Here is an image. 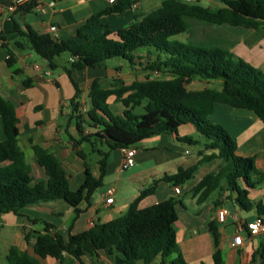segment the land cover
Instances as JSON below:
<instances>
[{"label":"trees","instance_id":"obj_1","mask_svg":"<svg viewBox=\"0 0 264 264\" xmlns=\"http://www.w3.org/2000/svg\"><path fill=\"white\" fill-rule=\"evenodd\" d=\"M218 9H210L198 2L162 0L160 4L141 18H134L129 24L116 31L106 30L99 36L87 31L102 15L122 12L133 0H116L106 8L92 14L78 29L76 39H58L49 33H41L29 25L19 32L14 42L16 49L25 47L34 50L55 70L60 65L57 57L67 52L71 60L62 68L70 76L75 88L70 98L73 111H78L77 98L80 89L71 78L72 70H81L103 64L104 61L120 57L131 64H143L144 69L156 72L157 76H146L128 85L101 88L97 80L91 83L88 96L91 106L86 111L88 118L99 125L114 129L131 138V144L161 134H177L179 125L191 123L201 140L193 136L180 139L188 144H200V159L194 165L165 175L160 180L173 186L189 181L203 163L220 159L217 170L207 173L194 186L196 203L205 201L210 194L223 187L237 193L236 201L243 210H249L253 203L248 198V189L264 180V168L256 169L253 157L236 154V141L220 124L209 119L214 103L220 102L235 108L253 111L264 122V74L233 52L218 47L184 43L172 39L174 35L188 32L184 17H195L213 24H229L251 28L264 36V0H219ZM34 1L19 4L15 12H28ZM139 52L137 54L136 52ZM143 60V61H142ZM7 65L12 73L13 53L8 51ZM219 80V87L188 89L190 79ZM24 85L28 81H23ZM113 95L123 106L122 115L114 113L107 98ZM135 107L142 112L133 113ZM80 115H76L79 118ZM0 119L4 139L0 141V214L14 213L38 202L63 200L79 212L78 204L88 199L92 192L102 185L105 174L104 160L100 159L101 173L94 177L85 165V178L81 185L72 189L69 177L58 157L49 149L31 142L36 164L42 168L46 178L36 180L31 173L30 163L18 143L19 120L13 103L0 94ZM126 146L115 141L112 147ZM210 151L203 153V151ZM81 156V153L78 152ZM158 180L140 191L128 211L107 222L96 223L88 230L75 234L50 231L45 224L44 233L25 231L24 240L39 257L62 259L65 255L79 258L93 255L98 250L108 254L116 264H134L142 261L150 264L156 257L159 264L176 249L175 222L178 200L169 197L147 207H138V201L153 193ZM257 213L264 215V205L257 203ZM36 222V220H33ZM245 225V224H244ZM213 239L212 264H223L219 248V231L216 221L207 223ZM33 239V241H31ZM264 264V238L254 252ZM7 264H39L38 259L26 251L11 245L6 254ZM172 264H188L178 256Z\"/></svg>","mask_w":264,"mask_h":264},{"label":"crops","instance_id":"obj_2","mask_svg":"<svg viewBox=\"0 0 264 264\" xmlns=\"http://www.w3.org/2000/svg\"><path fill=\"white\" fill-rule=\"evenodd\" d=\"M16 0H0L3 13L0 14V94L10 100L16 111L19 123L18 143L23 149L26 159L32 162L31 173L36 180L46 178L44 171L34 161L31 142L52 151L60 160L69 177V185L72 189L78 188L85 178V165L87 164L91 174L99 177L101 173L100 159L104 160L105 174L102 185L95 189L88 199H83L78 204L79 212L76 214L73 207L63 200H51L28 205L19 210L18 214H0L3 225L12 228L10 244L35 256L39 264H116L112 257L102 250L93 255H82L75 258L65 255L62 259L54 257H39L24 240L25 231H37L44 233L45 224H49L50 231L75 234L90 229L96 223L107 222L117 216L125 214L131 203L139 195L140 191L158 180L153 193L142 197L137 206L147 207L169 197L178 200L176 206L177 220L175 222L176 249L166 259L165 264H172V260L178 256L188 264H212L214 251L213 239L207 223L215 220L216 209L224 207L231 214L224 223H217L219 248L222 253L223 264H245L241 258V251H247V261L259 247L264 234L250 233L245 229L242 233L241 245L232 244V237L239 223L253 221L257 216L256 204L264 205V180L248 189V198L253 203L249 210L240 208L236 201L237 193L223 187L217 189V193L198 204L193 193L194 186L207 173L215 171L214 167L220 163V159L203 163L195 171L194 176L178 187L160 179L165 175L186 169L200 159V144L191 156L186 142L180 137L193 136L201 140L193 124L179 125L177 134H161L146 138L135 144H131V138L114 129L105 128L91 121L86 112L81 110L84 105L90 108L89 88L94 80H97L101 88L119 87L128 85L134 80H143L146 76L155 77L152 72L144 69L143 64H131L126 59L115 57L104 61L103 64L87 67L81 70H72L70 75L77 83L80 94L77 98L78 111H73L70 98L75 93V88L70 76L62 68L67 62H60L55 70L47 66V61L40 57L31 48L16 49L14 42L19 37L16 28L24 31L29 25L32 29L49 33L58 39H76L78 29L92 14L101 11L110 4L106 0H28L24 3L35 2L28 12H15L10 10ZM136 6L126 5L122 12L102 15L100 20L88 29L92 36H99L106 30L116 31L129 24L134 18H141L150 10L157 7L162 0H158L156 6L149 8L150 0H133ZM208 1V0H207ZM213 1V0H209ZM210 9H218L210 6L202 0H194ZM23 4V3H22ZM208 23V22H207ZM50 25L56 26V32H50ZM213 33H207L204 40L196 39L197 44L208 47H218L233 52L264 74V36L251 28L233 26L229 24L208 23ZM217 27H215V26ZM226 25V26H223ZM190 28L188 26V32ZM8 51L13 53L14 67L19 72L12 73L6 63ZM137 54L140 51L136 52ZM143 61V60H142ZM38 65L39 68L35 66ZM23 81H28L27 85ZM219 87L220 82L199 78L190 79L188 89H202L205 87ZM110 109L122 115L123 106L115 100L113 95L107 98ZM140 107H135L133 113L139 115ZM76 115H80L76 118ZM209 119L222 125L236 141V154L253 157L256 169L264 168V122L251 110L235 108L230 105L215 102L214 110L208 116ZM4 139L0 119V141ZM115 141H120L126 146L112 147ZM98 145H100L98 147ZM125 148L135 149V163L129 168L120 167V161ZM81 153V156L78 155ZM210 151H203L209 153ZM95 153L97 157L93 163H88L87 156ZM112 188L114 201L105 203L106 190ZM187 195L182 198L181 195ZM188 198L189 204L185 200ZM237 216V218L234 217ZM263 216L264 215H259ZM36 220V222H33ZM42 222V229L36 224ZM33 241V239L31 240ZM6 252V254H7ZM5 254V255H6ZM160 258L156 257L150 264H159ZM259 257L255 256L258 264ZM134 264H144L135 261Z\"/></svg>","mask_w":264,"mask_h":264},{"label":"rangeland","instance_id":"obj_3","mask_svg":"<svg viewBox=\"0 0 264 264\" xmlns=\"http://www.w3.org/2000/svg\"><path fill=\"white\" fill-rule=\"evenodd\" d=\"M205 3H208V5L210 6H217L219 4V0H213V1H207V0H202ZM158 3V0H150L149 1V8H152L153 6H156V4ZM202 4H204L202 2ZM185 22L188 24L190 30L189 32H184V33H180L177 35H174L172 37V39L184 42V43H192V44H204L206 45L207 43L204 41L202 43H198L196 41H192V40H196V39H200V40H204L205 36L207 35V33H213L215 30H211L209 25H207L208 23L205 21H202L200 19H197L195 17H184ZM215 26V25H214ZM226 26V25H223ZM217 27V26H215ZM70 57V54L67 52H64L62 54H60L57 59L60 62H67L68 59ZM216 82H220L219 80H214ZM188 146V149L191 150V156L193 154H195V150L198 147L197 144H186ZM100 145H98L99 147ZM97 157V155L95 153H90L87 156V161L88 163H93L94 159ZM27 161L29 163L32 162V160L30 158H27ZM222 164V161L220 160V163H218L216 165V167H214V169H218V167ZM218 190L213 191L210 196L207 198V203H209L211 197H213ZM187 195L183 194L181 195L182 198H185ZM185 202L187 203V205L189 207H191V205L189 204L188 198L185 200ZM178 208V206H176ZM10 216H12V213L9 212L8 213ZM1 215H0V219H1ZM37 228L42 229V227L44 226L42 222H39L36 224ZM11 234H12V228H10L7 225H3L0 221V264H7L6 262V252H7V248L10 244V238H11Z\"/></svg>","mask_w":264,"mask_h":264},{"label":"built area","instance_id":"obj_4","mask_svg":"<svg viewBox=\"0 0 264 264\" xmlns=\"http://www.w3.org/2000/svg\"><path fill=\"white\" fill-rule=\"evenodd\" d=\"M28 0H16L14 5L10 7V10H15L16 6L19 4H22L24 2H26ZM109 4L114 3L116 0H106ZM184 2H193L194 0H181ZM133 6H136V4H132ZM3 8L0 7V14L3 13ZM56 26L55 25H50L49 27V31L50 32H56ZM0 46H1V41H0ZM36 68H39L38 65L35 66ZM153 75H157L156 72H152ZM81 110L86 112L87 108L83 105L81 107ZM135 149L134 148H125L124 152H123V156L121 158L120 161V167L123 169L129 168L132 165H134L135 163ZM176 192L178 191V187L174 186L173 188ZM106 198L104 199V202L109 204L112 203L114 201L113 198V190L112 188H108L106 190ZM231 214V212L224 208V207H220L218 209H216L215 211V215L214 218L218 223H224L227 219V217ZM235 218H237L236 215H234ZM245 224V225H244ZM247 229L250 233H254V234H264V217L263 216H257L253 221L250 222H245V223H239L236 227L235 233L232 237V244L234 245H241L243 242V231ZM241 258L242 261L245 263L247 261L248 258V253L247 251H241Z\"/></svg>","mask_w":264,"mask_h":264}]
</instances>
